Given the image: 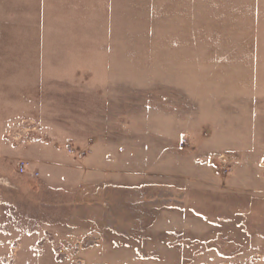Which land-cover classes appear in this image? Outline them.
<instances>
[{
  "label": "rangeland",
  "instance_id": "374dc122",
  "mask_svg": "<svg viewBox=\"0 0 264 264\" xmlns=\"http://www.w3.org/2000/svg\"><path fill=\"white\" fill-rule=\"evenodd\" d=\"M0 264H264V0H0Z\"/></svg>",
  "mask_w": 264,
  "mask_h": 264
},
{
  "label": "built area",
  "instance_id": "2783aa9c",
  "mask_svg": "<svg viewBox=\"0 0 264 264\" xmlns=\"http://www.w3.org/2000/svg\"><path fill=\"white\" fill-rule=\"evenodd\" d=\"M27 166H28V164H25V162L19 163V165H18V172L24 173L25 170L27 169Z\"/></svg>",
  "mask_w": 264,
  "mask_h": 264
}]
</instances>
